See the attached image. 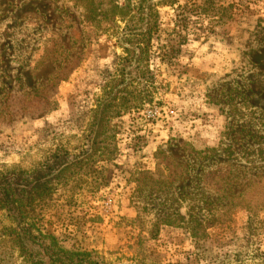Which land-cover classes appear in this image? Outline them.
I'll use <instances>...</instances> for the list:
<instances>
[{
  "label": "rangeland",
  "instance_id": "374dc122",
  "mask_svg": "<svg viewBox=\"0 0 264 264\" xmlns=\"http://www.w3.org/2000/svg\"><path fill=\"white\" fill-rule=\"evenodd\" d=\"M115 36L84 23L71 0H0V173L82 151L117 68ZM152 49L151 99L112 120L117 151L97 166L106 170L58 187L36 207L37 227L108 264H255L264 256V0H169ZM168 159L187 166L184 179L160 174ZM220 175L243 191L231 205L216 193ZM0 264L27 263L0 241Z\"/></svg>",
  "mask_w": 264,
  "mask_h": 264
},
{
  "label": "trees",
  "instance_id": "16d2710c",
  "mask_svg": "<svg viewBox=\"0 0 264 264\" xmlns=\"http://www.w3.org/2000/svg\"><path fill=\"white\" fill-rule=\"evenodd\" d=\"M71 2L73 6L83 9L84 23L96 27L101 34L116 35L121 53L115 74L105 82L102 93L97 97L93 123L84 136L87 145L79 154L69 156V151L55 153L38 166L0 173V241L10 243L27 264H108L103 256L94 251L68 247L65 239L42 233L37 227L35 210L40 203L47 204L58 187L64 188L74 180L79 181L81 173L101 174V170H106L97 166L103 159H111L117 151L116 144H112L115 141L114 129L111 130L112 120L151 99L149 87L155 81V71L150 65L153 38L159 29V7L169 0ZM165 167L162 170H166L167 174L164 171L160 174L172 181L186 175L187 166L176 160L168 159ZM178 170L180 172L177 173ZM150 174L155 175L154 172ZM203 174L201 169L197 175L199 181L203 180ZM213 175L215 172L208 171L206 177L211 179ZM223 178L220 175V187H217L219 190L216 193L229 195L231 205V200L243 191L236 190L227 176L224 181ZM182 190L183 187L180 193ZM204 198L213 203L211 194L205 193ZM162 221L165 224L176 222L169 217ZM255 264H264V256Z\"/></svg>",
  "mask_w": 264,
  "mask_h": 264
}]
</instances>
